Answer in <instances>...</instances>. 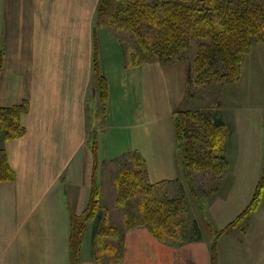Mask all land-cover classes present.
Masks as SVG:
<instances>
[{
	"label": "crops",
	"instance_id": "crops-1",
	"mask_svg": "<svg viewBox=\"0 0 264 264\" xmlns=\"http://www.w3.org/2000/svg\"><path fill=\"white\" fill-rule=\"evenodd\" d=\"M98 4L0 0V107H27L24 132L2 142L14 178L0 181V264H70L69 216L89 199L94 141L100 186L104 165L126 155L143 160L150 184L182 180L173 116L190 108L189 63L131 64L119 32L95 23ZM94 40L107 85L104 101L94 78ZM212 111L228 140L252 136L253 116L261 133L264 42L243 55L236 81L219 83ZM229 149L227 141V170ZM256 158L258 166L264 163V150ZM234 165L248 170L241 159ZM224 180L210 200L214 215L218 210L224 220L212 238L201 232L198 240L174 244L136 226L124 232L116 263L210 264L215 238L219 264H264V187L255 210L227 227L249 203L257 181L236 198L235 186H223ZM93 232L85 225L79 264H106L95 258Z\"/></svg>",
	"mask_w": 264,
	"mask_h": 264
},
{
	"label": "trees",
	"instance_id": "trees-1",
	"mask_svg": "<svg viewBox=\"0 0 264 264\" xmlns=\"http://www.w3.org/2000/svg\"><path fill=\"white\" fill-rule=\"evenodd\" d=\"M101 1L99 0L97 10L110 11L107 25L117 32L124 30L135 36V49L141 57L132 62L129 60L133 65L150 59H156L163 65L186 61L188 59L186 54L195 43L194 55L187 73V85L191 72L196 73V78L205 84L236 81L241 73L243 55L248 52L251 45L264 42V0H103L102 3ZM93 66L100 99L104 101L107 85L99 70L95 40ZM26 109L25 104L0 107V181L14 178V171L8 163L2 142L18 137L24 132L21 118ZM173 121L183 175H188L191 169L210 170L213 175H220L227 163L224 156L227 136L222 119L213 111L181 109L175 112ZM92 147L93 166L89 199L86 204L89 208L87 217L96 208L100 193L95 141ZM136 160L143 167V178L137 168H126L120 172L116 180V201L128 209L125 210L127 214L124 219L125 229L120 232L121 243L124 232L136 226H147L156 238L167 242L180 244L200 239L197 222L192 220L191 229L179 233L186 241L171 240V237L177 234L176 227L184 223L182 213L185 196L180 194L168 197L153 194L152 189L159 183H148L145 179L143 160L140 157ZM263 187L264 163L261 177L255 185L249 203L227 227L240 224L255 210L261 199ZM216 188L217 186L214 189ZM76 218L72 214L69 216L70 264H79L78 252L84 229L82 223L74 222ZM190 231L195 232L196 237L191 235ZM118 260L119 256L115 264ZM210 264H219L215 238L210 245Z\"/></svg>",
	"mask_w": 264,
	"mask_h": 264
},
{
	"label": "rangeland",
	"instance_id": "rangeland-1",
	"mask_svg": "<svg viewBox=\"0 0 264 264\" xmlns=\"http://www.w3.org/2000/svg\"><path fill=\"white\" fill-rule=\"evenodd\" d=\"M109 18L110 11L101 12L96 8V24H107V22L109 23ZM119 34L122 38L121 43L125 47L127 58L131 62L132 60L140 59L141 54L135 49V36L124 30L120 31ZM195 46V43H193L191 49L186 54L188 57L186 61L189 64L192 62ZM218 85L219 82H211L210 84L200 82L196 78V73L191 72L189 84L187 85L186 105L190 107L188 110L204 109L212 111L218 96ZM98 112L102 113V108H99ZM242 114L244 113L242 112ZM262 117L263 126H261L260 134L258 133L257 125L254 123L257 117L253 116L252 127L254 128V132L252 136H237V138H230L229 140L226 137L224 150L226 162L227 156L225 151L227 141L228 148H230L228 170L227 163L220 175L216 176L210 170L196 171L191 169L188 175H183L182 180L159 183L158 186L152 189L153 194L156 195L174 197L183 194L185 196V206L182 213L184 223L182 226L176 227L177 234L174 237L172 236L171 240L178 241L180 239L186 241V238L182 237L179 233H183L188 228L191 229L192 220L197 222L200 237L201 232L205 234L203 235L205 237L212 238L215 235L214 231H217L216 227L221 225L224 220L218 219V210H216V215H214L213 204L210 200L216 191L214 188L220 184L223 178H225L223 186H235L234 197L236 196V198L242 197L245 194L246 187L248 186V189L252 181L256 183L260 179L263 162L258 166L256 156L264 150V114ZM243 119L245 120V118ZM236 144L238 147H235ZM136 159L137 157L135 156L126 155L106 163L101 176V186L99 185L103 191V195L97 202L96 208L88 217L87 211L89 208L87 206L80 213L72 214L77 217L74 220L76 224L82 223L84 227L88 225L93 228L95 258L106 264H112L119 256L121 244L120 232L125 229L124 219L127 217L125 210H128L127 207H122V204L120 205L117 201H114L115 197H117L116 180L120 172L126 168H137L138 172L142 173L141 178H143V167ZM238 159H241L243 166H248V170L235 168L236 165L234 164H236ZM114 228H116L115 231ZM189 233L196 237L195 232L190 231Z\"/></svg>",
	"mask_w": 264,
	"mask_h": 264
}]
</instances>
